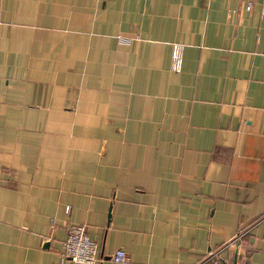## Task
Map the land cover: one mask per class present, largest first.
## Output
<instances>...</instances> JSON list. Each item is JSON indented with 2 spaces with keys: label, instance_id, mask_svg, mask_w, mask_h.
<instances>
[{
  "label": "crops",
  "instance_id": "obj_1",
  "mask_svg": "<svg viewBox=\"0 0 264 264\" xmlns=\"http://www.w3.org/2000/svg\"><path fill=\"white\" fill-rule=\"evenodd\" d=\"M72 224L93 264H264V0H0V264H72Z\"/></svg>",
  "mask_w": 264,
  "mask_h": 264
},
{
  "label": "built area",
  "instance_id": "obj_2",
  "mask_svg": "<svg viewBox=\"0 0 264 264\" xmlns=\"http://www.w3.org/2000/svg\"><path fill=\"white\" fill-rule=\"evenodd\" d=\"M251 5V2L248 1L245 7L246 10H250ZM117 39L121 44H128L130 42L129 38L122 36H117ZM182 52L183 45L181 43L174 42L171 44L170 69L174 72H178L181 69ZM50 228L53 229V221H51ZM111 258L112 261L120 263L127 260V255L123 249H117ZM59 260L61 263L65 260H70L72 264H93L98 260L97 244L89 237L84 225L72 224L68 227L66 236L61 243ZM199 264L227 263L220 257V250H216L210 251L206 258Z\"/></svg>",
  "mask_w": 264,
  "mask_h": 264
},
{
  "label": "water",
  "instance_id": "obj_3",
  "mask_svg": "<svg viewBox=\"0 0 264 264\" xmlns=\"http://www.w3.org/2000/svg\"><path fill=\"white\" fill-rule=\"evenodd\" d=\"M232 264H236V261L234 260V261L232 262Z\"/></svg>",
  "mask_w": 264,
  "mask_h": 264
}]
</instances>
